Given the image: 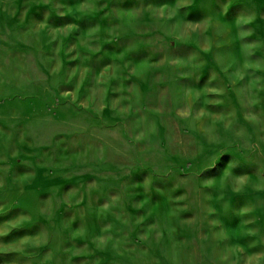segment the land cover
Wrapping results in <instances>:
<instances>
[{
  "label": "rangeland",
  "instance_id": "obj_1",
  "mask_svg": "<svg viewBox=\"0 0 264 264\" xmlns=\"http://www.w3.org/2000/svg\"><path fill=\"white\" fill-rule=\"evenodd\" d=\"M0 264H264V0H0Z\"/></svg>",
  "mask_w": 264,
  "mask_h": 264
}]
</instances>
